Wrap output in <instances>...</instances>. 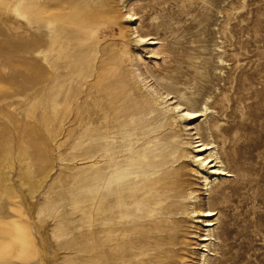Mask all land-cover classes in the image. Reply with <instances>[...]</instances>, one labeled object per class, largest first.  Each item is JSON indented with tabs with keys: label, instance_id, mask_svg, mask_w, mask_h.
Listing matches in <instances>:
<instances>
[{
	"label": "rangeland",
	"instance_id": "rangeland-1",
	"mask_svg": "<svg viewBox=\"0 0 264 264\" xmlns=\"http://www.w3.org/2000/svg\"><path fill=\"white\" fill-rule=\"evenodd\" d=\"M94 5L95 1L70 0L69 5L60 8L57 0H0V264H30L36 255L28 216L19 203L13 181L24 184L35 206L36 222L47 227L50 241L58 249L56 264H92L89 176L96 170L100 178L115 172L117 167L122 168L121 162L135 164L132 158H119L116 162L77 158L78 125L89 110L91 79L64 78L62 90L68 89V95L55 98L53 105L46 99V93L49 87L51 94L56 88L54 84L45 85V63L38 51L33 52L44 41L52 40V28L58 24L92 39L91 42L84 39L82 43L87 49L85 57L90 69L98 67L104 59L103 53L120 50L124 71L130 73L131 83L136 80L134 74L141 75L143 91L152 87L162 92L148 73L157 78L173 75L177 48H195L201 52L204 61L201 71L205 77L198 80V88L188 84L183 99L197 106L205 96H214L211 118L214 140L234 176L220 177L210 195L203 190V184L190 181L199 194L201 209L210 208L219 215L211 218L214 252L199 245L196 249L189 247L186 257L191 261L189 264H201V254L206 250L208 264H264V0H129L124 6L120 0H110L108 7L115 24L100 35L90 28L84 29L86 22L77 16L78 12L88 14ZM185 9H188L186 15ZM128 12L137 14V19L126 20ZM194 16L205 18V23L193 30L189 27L196 19ZM178 18L185 21L190 34H202L203 41H185L178 46L176 34L170 35L162 27L171 26ZM217 28L219 33L214 30ZM137 31L150 35L148 39H156L157 44L150 45V41L137 44ZM189 32L184 36L188 37ZM217 42L224 43L225 67L217 65L218 55L212 51V45ZM69 44L73 48L68 53V62L62 59L61 64H73L71 56L79 41ZM220 69L224 75L215 73ZM60 72L64 76L66 70ZM48 79L52 81L53 72ZM202 120H195L192 126L198 127ZM165 132L172 133L179 152L196 151L192 134H179L174 128ZM142 142L135 144V148ZM106 165L112 169H103ZM27 168L33 170V176ZM67 196H74L76 207ZM144 213L140 212V216ZM103 215L99 213L98 217ZM143 221L131 220L129 224L137 226ZM203 221L188 219V231L193 232L192 226L206 230ZM102 223L103 220L98 221L99 226ZM200 230L196 231L197 235L202 234ZM189 241L197 240L188 238ZM120 246L107 251L115 256ZM103 249L99 246L96 252L100 260L106 258ZM141 257L133 247L124 260L109 259L108 264H142Z\"/></svg>",
	"mask_w": 264,
	"mask_h": 264
},
{
	"label": "bare ground",
	"instance_id": "bare-ground-1",
	"mask_svg": "<svg viewBox=\"0 0 264 264\" xmlns=\"http://www.w3.org/2000/svg\"><path fill=\"white\" fill-rule=\"evenodd\" d=\"M83 1H95L88 14L77 13V16H82L81 21L86 22L84 29L90 28L92 32L100 35L105 33L104 29L115 24L113 12L108 7L110 0ZM128 1L120 0V3L124 6ZM69 2L70 0H57V6L62 8L69 5ZM187 10H184L185 15ZM217 14L222 15V11L217 10ZM123 17L125 16H121V20ZM194 18L196 19L189 27L193 30L205 23V18L201 16ZM136 19L137 14H126V20L131 22ZM57 20L58 18L55 21ZM162 27L167 28L170 35L176 34L178 46H182L185 41H203L202 34H190L185 21L181 22L179 18L171 26ZM214 30L217 33L220 31L218 28ZM52 32L51 41H44L33 50L34 53L38 51L45 63V85L54 84L56 88L53 94L52 88L47 89L46 99L55 105V98L67 97L69 90H62L66 77L71 81L91 79L88 86L89 110L87 117L78 125L80 131L77 133L79 138L76 143L77 149L80 150L77 151V158L96 161L101 159L108 162H116L119 158H132L135 162L129 165L121 162L119 166L122 168L117 167V171L107 173L101 178L98 176V170L89 176L88 192L93 210L90 229L94 253L92 264H108L109 259L124 260L130 255L133 247L140 252L142 264H189L191 261L186 257L189 247L196 249L199 245L214 252V234L213 230H210L214 226V220L211 218L219 213L210 208L201 209L199 194L190 181L195 180L203 184V190L210 195L213 186L219 184L220 177H233L234 172L224 163L215 144L214 122L211 121L214 114V96H205L197 106L183 99L184 95H187V85L198 88V80L205 77L201 71L204 66L201 52L195 48H177L174 54L178 59L174 61L176 66L173 68V75L157 78L151 72L148 73L149 78L162 92L152 87L143 91L140 86L144 82L141 75L134 74L133 78L136 80L131 83L130 73L124 71L125 61L120 50L103 53L104 59L98 67L90 69L85 57L87 49L82 44L84 39L88 40L87 36L69 32L59 24L52 28ZM124 32L126 33L125 29ZM187 32L188 37L184 36ZM136 33L137 44L146 41H150V45L157 44L156 39H148L150 35L141 31ZM76 39L79 46H74L76 48L71 56L74 58L73 64H61L62 59L68 62V53L73 48L69 43ZM88 41L91 42L92 39ZM223 45L222 42L212 45V51L218 55L217 65L220 67L226 65ZM133 56H130V61H133ZM191 68H194V71ZM60 70H66L64 76ZM52 72L53 79L50 81L48 77ZM215 73L224 75L222 69L215 70ZM168 101L172 103L165 105ZM160 106L162 107L159 108ZM199 118H203L200 125L193 127V122ZM172 128L177 129L179 134L186 132L187 135L195 136L194 153L187 150L178 151L179 146L174 143L172 133L165 132ZM137 137L140 139L135 140ZM140 140L143 141L142 144L135 148V144ZM133 147L134 151L127 153V150ZM189 161L191 163L188 164ZM174 163L178 165L173 166ZM103 169H112V166L106 165ZM27 170L29 175L33 176V170ZM9 180L11 181V178ZM12 183L19 203L28 216L36 250L34 261L30 264H56L58 249L52 245L47 227L36 222L35 206L24 189V184H18L16 181ZM67 200L74 207L77 206L74 196H67ZM143 211L144 215L140 216ZM99 213L104 215L99 218ZM178 215L180 217L176 218ZM192 218L204 219L203 227L206 230L192 226L193 232H189L187 223L188 219ZM100 220H103L101 226L98 224ZM131 220L144 221L133 226L129 224ZM197 230L202 234L197 235ZM127 233L131 235L128 236ZM100 234L102 237H99ZM188 238L197 241L188 242ZM122 243L128 245L121 247ZM99 246L104 248L102 253L106 255L105 259L100 260L96 255ZM118 246L121 248L118 249L117 255L111 256L107 249ZM146 249L148 251H144ZM206 250L201 254V264H208L209 254H205ZM147 255L148 260L144 258Z\"/></svg>",
	"mask_w": 264,
	"mask_h": 264
}]
</instances>
